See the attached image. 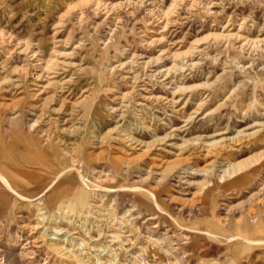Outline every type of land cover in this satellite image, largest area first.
<instances>
[{
    "label": "rangeland",
    "instance_id": "rangeland-1",
    "mask_svg": "<svg viewBox=\"0 0 264 264\" xmlns=\"http://www.w3.org/2000/svg\"><path fill=\"white\" fill-rule=\"evenodd\" d=\"M140 1L0 0V77L21 80L17 88L0 85V141L20 151L0 165L28 171L36 182L19 187L30 200H15L0 185V264H39L47 256L67 263L41 237L46 222L51 236H68L115 264H264V245L240 247L228 239L236 231L220 235L219 225L229 206L261 185L236 187L230 198L221 186L232 178L217 183L212 175L207 185L188 187L175 170L206 166L216 155L201 141L228 136L229 144L239 130L263 132L232 159L264 149L251 146L264 137L256 125L264 124V42L241 49L233 36L264 38V0ZM148 3L176 5L162 21ZM125 129L153 149L129 147ZM107 134L117 138L98 143ZM164 168L172 169L166 180L140 182L147 170ZM63 206L68 218L61 221ZM32 250L35 257L24 255Z\"/></svg>",
    "mask_w": 264,
    "mask_h": 264
},
{
    "label": "bare ground",
    "instance_id": "bare-ground-1",
    "mask_svg": "<svg viewBox=\"0 0 264 264\" xmlns=\"http://www.w3.org/2000/svg\"><path fill=\"white\" fill-rule=\"evenodd\" d=\"M135 2H137V1H135ZM140 2L144 4L145 1L141 0ZM190 2H191V4H190L191 6L198 5V4L203 5V6L207 5V2H204L203 0H190ZM116 5L117 4L114 3L110 7L115 8ZM148 5L151 6L148 9L149 13L157 14V16L160 18V20L164 21V19L167 18V16H169L171 14V10H172V8L175 7L176 4H173L172 7L167 9V10L160 9L157 6H154V4L152 5V3H148ZM165 23H168V22H165ZM165 26H167V25H165ZM162 29H164V26ZM233 36H235L238 39L239 38L242 39L241 41L243 43L241 44V49H245L249 45H252V44H254L256 46L259 43L264 42V38L263 39H256L255 38L256 40H253V39H250L249 37H242L238 34L236 35V33ZM38 55H39L38 51L37 52L33 51L32 57L34 58V60L35 59L37 61L42 60V59L38 58ZM127 64H129V63L125 62V63L121 64L119 67L125 66ZM190 65H194V63H190ZM116 67L117 66L113 67L112 69H115ZM161 73H162V76H164V72H161ZM159 74H160V72H159ZM38 77H40V76L37 75V77H33L34 81H37ZM137 77L135 75L132 78L137 79ZM67 80H69V79H67ZM8 82H11V83H10V85L8 84L9 86L6 87L7 90L10 87L17 88L19 86L21 80L19 78L0 77V85L8 83ZM33 83H36V82H33ZM48 84H50V83L48 82ZM44 88L45 87H42V89L39 91V93L33 92L32 95L38 96V95L42 94L44 91ZM176 89L179 90L180 88H176ZM125 95L126 94H124L123 97H125ZM120 109H121V107H120ZM12 115H14V114H12ZM14 118H16V117H14ZM64 122H66V120ZM256 125L262 126V127L264 126V124H261V122L259 124L256 123ZM259 131H260L259 129L255 130V131L239 130V131H237L236 137L234 139H232L234 142L229 143V144L227 143L228 141L225 142L228 139L227 138L228 136L222 137V138L217 139V140H213L211 142L201 141V143L204 145V147H207L209 154L214 153V155H216L215 159L210 161L206 166H199V165L194 164V166L190 165L188 167H185L184 165L182 166V165L178 164V167L176 166V168H175V170L178 171L177 173H179L178 174L179 175L178 176L179 182L183 185L188 186V187L191 185H194V184H200V185L203 184L204 185L207 182L212 181V180H209L212 175H213V178H215V181L217 183H220L222 181H226L228 178H232V180H230L228 182L226 181L225 184L221 186V188L223 189L222 190L223 192L231 195L230 198H234V197L239 195V191H238V189H236V187H241V186L248 184V183L252 184L254 182H257L259 184V186L261 185V187L259 189H257V191L253 192L250 195L248 200L241 201L239 204H236L235 206L234 205H232L231 207L229 206V208L226 209L227 211L223 217L224 219L223 218H222L223 220L219 219V221H221V222L220 223L218 222L219 225L222 227V230L220 231V235H221V233L225 234V233L230 232L231 230L232 231L235 230L236 231L235 235L231 236L228 239L239 243L240 247H245L248 249H254L255 247H258L259 245L260 246L264 245V238H256L259 234H264V216H263V212H264V177L261 176V172H262V169L264 167V149L252 151L249 153V155H247L245 158H242V159H232L231 157L234 156V155H232L233 151H235V150L238 151V150L243 149V145H244L243 141L244 140L246 142V140L253 138ZM124 132H125L124 134H122V135L120 134L122 137L121 139L126 144L129 143V147H131V146L137 147V146L142 145V147H144V146L146 147V150H149L153 145L151 143L146 144L145 142L139 141L138 140L139 138L137 139V137H135V135H133L132 131L129 129H125ZM261 132H263V131H260V133ZM107 133H110V131L108 130ZM115 138H117V136H114L112 134L111 135L107 134L106 136L105 135L99 136L97 139L99 140L98 143L101 144L105 140L111 141ZM251 146L252 147L253 146L254 147L264 146V137L259 139L256 142L252 141ZM16 147L17 146H15V145H12V144L9 145L3 141H0V160L2 162H4V160H5V162H8V160L11 161L16 155L15 150L19 151V149ZM152 149H153V147H152ZM171 171H172V169H168V168L159 169V170H153V169L150 170L149 169V170H147V174L145 176H143V177L140 176L141 177L140 182L143 183V182L150 179V180H156L157 183H160L163 181V179L164 180L167 179L168 172H171ZM67 172H68V170L64 169L61 174L64 175ZM80 175L84 179L83 174L80 173ZM198 175L204 176L205 179L206 178H208V179L204 180V181H200V182L199 181L194 182L192 180L193 177L198 176ZM32 176H33L32 173H29L28 171L22 170L18 167H12V168L10 167V169H7V168L0 165V185L3 186V191L5 192V194L8 196H10V195L14 196L15 200H18V199H22V200H28L29 199L30 200V198L27 199V195L25 194V192H22L19 189V187H21L23 185L24 186L34 185L36 182H34L32 180ZM133 186H135V185H133ZM31 193H32L31 195L34 196L33 192H31ZM146 194H148V193H146ZM180 194H182V193L180 192ZM118 195H117V197H118ZM120 198L121 197L119 195V200H120ZM180 198L181 197L174 196V194L171 195L172 200H174V199L179 200ZM40 199H41V197H38L37 199H32L31 201L36 202L37 200H40ZM83 199H84L83 197L82 198L80 197L79 202H83ZM186 200L187 199H185L183 202H185ZM72 201H74V200H72ZM113 201H117V198H114ZM38 203H40V202H38ZM189 204L190 203H188V205ZM79 205H82V204H79ZM236 206H238V207L246 206L245 211H242V212L237 211L238 207L236 208ZM68 209L72 210L73 208L70 206ZM67 213L68 212L66 211V208L64 207L63 212H62L63 216L61 217V221L64 218H68ZM81 213H82V209L79 211H76V214L81 215ZM233 213H239V214L237 217H235V216H232ZM254 218H256V219L254 220ZM44 220L46 221V218L43 216L42 223H44ZM47 223L48 222L44 223V225L42 227H40L43 229V231L41 232V237L45 239V241L48 245V248L50 249V251H52V253L54 252L55 254L59 255L62 258V261H67V263H64V264H99V263L100 264H115L112 261L116 260V259L102 260V258L96 257L92 253L84 252L83 248L76 247L78 245V243L77 244L70 243L68 236H65V237L51 236L52 233H50V229L48 228L49 226L46 225ZM53 228L54 227H51V230ZM208 234L211 235L209 232H208ZM211 236H213V235H211ZM214 237H216V236H214ZM30 244H31V241L28 239L25 243H23L21 249L29 248L28 246ZM256 245H258V246H256ZM32 254H34V257H35L36 254L34 253L33 250L32 251H26L24 253L25 256H31ZM34 257H28V258H34ZM39 264H57V263L52 262V260L50 259V256L49 257L47 256V258L44 260V262L39 263Z\"/></svg>",
    "mask_w": 264,
    "mask_h": 264
}]
</instances>
